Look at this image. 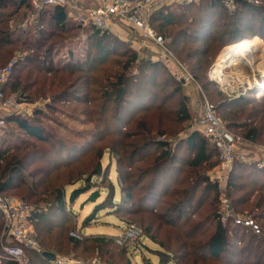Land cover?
<instances>
[{"label":"trees","instance_id":"obj_1","mask_svg":"<svg viewBox=\"0 0 264 264\" xmlns=\"http://www.w3.org/2000/svg\"><path fill=\"white\" fill-rule=\"evenodd\" d=\"M30 11L29 0H0V67L17 48L35 52L17 58L2 86L4 95L20 93L24 101L49 96L47 109L73 106L70 115L78 111L92 124L85 131L71 129L72 138H68L45 127L40 121L48 116L45 111L36 109L31 118L16 113L5 117L1 130L8 124L17 129H7L13 139L8 140L7 133L0 135V194L20 189L21 198L40 209L32 216L40 252H28L31 264H56L55 253L67 255L80 246L69 234L78 229L66 205L65 187L85 182L90 174L91 188L106 191L82 220L83 227L100 210L112 215L144 214L149 221L142 227V236L162 249L156 252L159 264H264V167L234 161L226 183L235 212L258 211L252 216L260 227V234H255L231 219L221 222L218 184L212 183L206 170L200 171L219 163L218 150L206 137L192 130L173 147L171 140L151 136L152 132L175 135L192 118L182 92L184 80L162 61L138 57L117 34L75 25L65 9L43 10L28 23ZM149 22L168 39V49L192 79L209 95L219 97L214 107L226 128L244 142L264 146V96L251 94L228 101L227 96L211 91L214 83L206 76L224 47L244 38L264 39V0H235L233 12L222 0L173 4L152 13ZM243 28L254 31L248 34ZM80 32L85 37L83 57L54 63V47ZM138 138L143 142L138 144ZM100 142L103 145L98 146ZM106 151L109 162H114L117 202L112 164L101 167ZM209 223L213 229L206 233ZM106 238L87 237L100 245ZM43 252L53 253L54 258Z\"/></svg>","mask_w":264,"mask_h":264},{"label":"built area","instance_id":"obj_2","mask_svg":"<svg viewBox=\"0 0 264 264\" xmlns=\"http://www.w3.org/2000/svg\"><path fill=\"white\" fill-rule=\"evenodd\" d=\"M29 1L31 11L28 16V23L32 22L43 10L59 7L65 9L67 17L75 25L82 28L94 27L100 31L114 33V30L119 26L128 27L131 30V35L139 41L137 48H143L144 43L159 47L162 52L161 56L172 61V64L181 70V76L183 77L181 78L187 82L193 81L190 74L177 60H171V52L167 47L165 37L156 33L150 25L149 17L164 6L198 4L201 0ZM222 2L229 12L235 10V0H222ZM17 58L18 56L14 57L5 66L0 67V130L5 125L6 116L15 113L21 114L23 111L29 109L20 93L5 96L2 91V86L7 82ZM215 83L218 82L215 81ZM222 91L226 94L227 98L241 93L236 91L229 94L224 90ZM193 130L198 131L206 137L218 150L219 169L211 174L213 181L219 183L223 170L230 169L234 161L242 163L255 162L258 168L264 167V158L256 161L250 158L249 152L244 146H239V143L244 141L226 128L225 124L218 118L214 105L206 99L202 100L200 111L193 121ZM219 203V218L222 223L225 224L231 219L234 225L249 229L255 234H260V227L252 217L245 215L236 216L231 213V205L226 197H223V195L219 196ZM39 210L36 206L30 205L22 199H18L12 195L0 194V213L5 233V240L2 241L1 250L13 264H31L28 252H40V247L32 228V216ZM69 234L74 239L79 240L81 238L78 231L73 230ZM142 237V232L137 226L132 223H126L123 233L114 238V241L119 246L128 249L129 247L136 246ZM55 263L77 264L70 259L60 258L56 259Z\"/></svg>","mask_w":264,"mask_h":264},{"label":"rangeland","instance_id":"obj_3","mask_svg":"<svg viewBox=\"0 0 264 264\" xmlns=\"http://www.w3.org/2000/svg\"><path fill=\"white\" fill-rule=\"evenodd\" d=\"M43 27V26H42ZM46 31H53V29L51 27H46L45 29ZM116 31V30H114ZM254 31V29H250V28H243V32L251 34ZM116 34V33H115ZM70 36V35H69ZM54 40H56L55 37H53ZM85 37L82 35V32H80V34L78 35H72L68 38V40L64 41V43L61 45L57 44L53 51H52V59L54 63H60V62H64L67 60L68 57H73V60H77L79 59V57H83L84 55V47H83V42H84ZM264 41V39H262ZM168 39H166V44H167ZM48 43V42H47ZM153 46V45H152ZM154 50L152 49H148L147 50L141 52V54H138V57L140 58H152L153 60H160L162 61L164 64L169 65V67L171 68L170 71H172L173 73H175L176 75H178V77H182L181 76V70L178 69L177 67H175L172 64V61H170L169 59H166L164 56H161L162 52L160 51L159 47L153 46ZM225 48H223L217 55L215 61L212 63V65L208 68L207 72H206V76H207V80L211 81L214 83V85H210V89L211 91H218L219 93H221L222 95L226 96V94L222 91L224 90L222 88V86L218 83H215L214 80H212L209 76L210 70L212 69V67L214 66L215 62L217 61L218 57L220 56V54L223 52ZM34 50L31 48H17L14 53L12 54L11 58L6 62L9 63L14 57L18 56V59H22L23 57L26 56V54H32L35 53L33 52ZM20 56V57H19ZM171 60L175 59V57L173 56V54H171ZM174 62V61H173ZM259 64L258 67H254V69H243V65L239 64L237 65L238 71L242 74L243 72L246 73V76L248 77V80H246L248 83L246 89H247V93L245 94V96H249L252 94V92L254 91L253 89L256 87L257 83L262 81L261 80V69L264 68V61L258 60L257 61ZM109 66V63L106 65V67ZM259 69V70H258ZM247 70V72H246ZM98 72L94 71V74H96ZM224 73L226 75H230L231 74V69L226 68L224 70ZM243 73V74H244ZM183 78V77H182ZM217 82V81H216ZM193 88H189L192 87ZM190 91H192L190 93ZM225 91V90H224ZM238 90L232 91V93L236 92ZM252 91V92H251ZM183 94L186 97V101H187V105L189 108V111L192 114V118H190V120L188 122H186L185 124L182 125L183 129L176 133L175 135H161L158 136V134L156 132H152L151 136L155 139H169L171 140V145H173V147L175 146L174 144L179 140L182 139L184 137L187 136V134L189 132H191L193 130V121L195 119V117L197 116V113H199L200 111V107H201V103L203 99H206L207 101H209L212 105L216 106V104L219 101V97H217L216 95L214 96L213 93H211L209 95V93H207L204 89H202V87L199 84H195L194 82L190 81L188 86H183ZM181 92V93H182ZM221 96V95H220ZM257 98V97H255ZM26 103V105L29 107L28 110L23 111V113H21L20 115H24V117L27 118H31L33 115L34 110L39 109L42 111H45V113L48 115L45 118L42 117V119H40V121H42V123H45V127L48 128V130L53 131L56 135H63L65 137L68 138H72L71 135V129L72 130H76V131H85L87 129H90L92 127V124L89 123L87 118H83V116H80L79 112H75L73 113V115H70V113L73 112L72 107H66L63 105H60V110H51V109H47L45 107L46 104H48L50 102V97L46 96L45 98H41V99H37V100H33V101H24ZM173 103L170 102V104ZM79 109L81 107H78ZM68 113V114H67ZM84 119V120H82ZM9 126H7V128L3 129L0 131V135H6L7 133V139H13L12 137L10 138L8 136V132L7 129L10 131H14L17 128L12 125V124H8ZM10 134V133H9ZM22 138H27L25 135L21 136ZM137 140V141H136ZM135 141L138 142V144H140L141 142H143V139H136ZM14 141V140H12ZM99 145H103V142L98 143ZM239 146L242 147L244 146V148L249 152V156L251 155V147H263L262 145H252L249 144L248 142H240ZM156 148H151L150 151H153ZM249 149V150H248ZM180 154H183L182 151H180ZM110 159V155L109 153L104 154L103 159L101 161V167L107 165L108 163L112 164L111 169H110V175L112 177V180L114 181L115 184V189H116V193H115V198L114 201L117 202L119 197H120V193L117 187V182L115 179V171L113 168V160L111 162H109ZM207 168V169H206ZM219 169V163L217 166H214L212 168L210 167H202L200 169V171L202 170H206V175H208V178L212 181V183H217L215 181H213L211 179V174L215 171ZM230 173V169H225L222 172L221 175V180L219 181L218 187H219V196L226 197L227 200L230 202L231 205V213L238 216V215H245V216H250L252 217L253 215L257 214L258 211L256 210H250L249 212L247 210H243L242 213H237L235 211L236 210V206L233 205L231 198L228 197L227 194V184L228 183V176ZM84 180H80L76 183H74L73 185L67 186L65 187V201H66V205L67 207H71L72 212H73V218H72V223L73 225H75L74 227L76 229L81 227V222L83 220L84 217H86L87 215H89L92 210L94 209V206L98 203H100L105 195V189H97L95 187H92L91 191H99L100 195L97 197V199L94 202H86V199L88 198L89 192L88 193H84V194H80L75 201L72 204L68 203V198L69 195L71 193V191L73 189H76L78 187H81L84 185ZM18 190L20 189H15L11 192H9L10 195L18 198V199H22L21 196L18 194ZM211 197V196H210ZM25 202H27L30 205H35L32 202H28L26 200H24ZM40 206H42L43 204H39ZM39 206V207H40ZM205 206L203 205L197 212V217L198 214L201 213ZM220 207V203L218 204V208ZM245 207V206H242ZM106 210H100L98 211L99 213H97V218L95 216L94 219H92L91 223L88 225V227L82 229V232L78 231L81 235V238L79 239V244L80 246L76 249H73V252L71 251L70 254H60V253H55V255L61 259H70L72 261H75L77 264H86V262H90L91 264H125L127 262H129L130 264H159V257L156 255L157 250H162L158 243L153 241L150 238L147 237H142L141 240L139 241V243L134 246V247H129L127 249V252H125L123 250V248L118 247V244H114V238L118 237L119 235H121L123 233V229L126 223H132L135 226H137L141 232H142V227H145L148 224L149 221V217L147 215L144 214H138V215H125L124 212L123 214H117V215H112L109 213H105ZM141 220L143 221V225L141 223ZM33 225V223H32ZM72 227V226H71ZM33 228V232L36 234L37 230L34 227V225L32 226ZM73 228V227H72ZM206 229H208L206 231V233L208 231H210L211 229H213V224L209 223L207 224ZM73 231V230H72ZM98 232H102L105 234H96ZM94 233V234H93ZM249 233L245 234V238H243L245 241L247 239ZM91 235L94 236H102L105 235L107 238L106 243L103 245H100L99 243H96L95 241H90L89 239H87V237H90ZM68 236V233H67ZM109 238H112L109 239ZM5 240V233H4V229H3V221L0 225V264H6V262H10L7 257L3 254L2 250H1V244L2 241ZM111 240V241H110ZM63 251H67V250H63ZM62 253H66V252H62ZM53 254V253H52ZM54 255V254H53ZM33 261V260H32ZM176 262L178 263V260H176ZM169 264H173V263H169Z\"/></svg>","mask_w":264,"mask_h":264},{"label":"bare ground","instance_id":"obj_4","mask_svg":"<svg viewBox=\"0 0 264 264\" xmlns=\"http://www.w3.org/2000/svg\"><path fill=\"white\" fill-rule=\"evenodd\" d=\"M258 60L264 61V41L258 36L244 38L224 49L210 70L209 76L229 94L235 90L242 92L246 90L248 77L246 73L241 74L238 71L237 65L242 64L243 69L247 68L252 71L254 67H258L259 64L256 65ZM226 68L231 69L230 75L224 73ZM261 80L252 92L257 98L264 96V68L261 69Z\"/></svg>","mask_w":264,"mask_h":264},{"label":"crops","instance_id":"obj_5","mask_svg":"<svg viewBox=\"0 0 264 264\" xmlns=\"http://www.w3.org/2000/svg\"><path fill=\"white\" fill-rule=\"evenodd\" d=\"M114 33H116L117 35H118V37L121 39V40H123V41H126V42H128L130 45H131V47H133L134 49H135V51L139 54H141V52H143V51H145V50H147V52H148V49H152V50H154V45L152 46V44H148V43H144L143 45H144V47L143 48H137V46L139 45L138 44V42L139 41H137L132 35H131V30L128 28V27H125V26H119V27H117L116 28V31H114ZM192 82H194L195 84H196V82L193 80ZM188 84H189V81L187 82V81H184V85L185 86H188ZM189 88H193V86L192 87H189ZM192 91H190V93H191ZM251 155H250V158L252 159V160H254V161H256V160H258V159H261V158H264V148L263 147H251ZM114 168V167H113ZM110 177H111V175H110ZM112 178V177H111ZM96 206V205H95ZM94 206V207H95ZM68 209H71V207H67ZM72 210V209H71ZM107 211V210H106ZM105 211V213H107ZM99 213V212H98ZM88 216V215H87ZM96 217H97V215H96ZM84 219V218H83ZM86 227H88V226H86ZM86 227H83L82 225H81V227L80 228H78V231H80V232H82V229H84V228H86ZM83 233V232H82ZM94 234V233H93ZM96 234H105V233H102V232H98V233H96ZM55 258L56 259H59V257H57V256H55ZM55 259V260H56ZM61 259V258H60ZM55 262V261H54Z\"/></svg>","mask_w":264,"mask_h":264},{"label":"water","instance_id":"obj_6","mask_svg":"<svg viewBox=\"0 0 264 264\" xmlns=\"http://www.w3.org/2000/svg\"><path fill=\"white\" fill-rule=\"evenodd\" d=\"M248 91H244V92H241L239 94H234L232 95L231 97L227 98L228 101H233V100H236V99H242L245 97V94L247 93ZM93 178V175L90 174L88 175V177L86 178L85 180V183L83 186L81 187H78L76 189H73L69 195V198H68V203L69 204H72L75 199L80 195V194H84V193H88L89 192V195H88V198L86 199L85 203L87 202H94L97 197L100 195V192L99 191H91V184H90V181L91 179ZM45 257L47 258H50V259H53L54 258V255L52 253H48V252H43L42 253Z\"/></svg>","mask_w":264,"mask_h":264}]
</instances>
